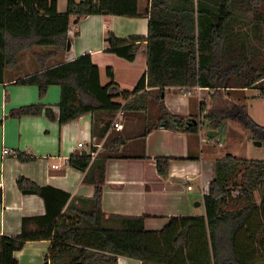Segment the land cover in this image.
I'll use <instances>...</instances> for the list:
<instances>
[{"label": "trees", "instance_id": "1", "mask_svg": "<svg viewBox=\"0 0 264 264\" xmlns=\"http://www.w3.org/2000/svg\"><path fill=\"white\" fill-rule=\"evenodd\" d=\"M89 16L141 18L142 14L139 0H67L65 12L58 11V0H0V84L23 55H32L40 71L15 83L36 86L41 98L51 86L60 87L59 124L91 115L92 137L97 140L108 135L121 111L133 110L130 96L146 93L147 88L164 93L166 88L200 87L203 93H210L211 107L205 120L213 128L233 121L252 140L264 142V127L249 116L246 105L234 103L230 93H225L245 89L264 92V0H152L145 14L149 19L147 37L117 39L109 34L108 52L128 62L135 61L146 42L147 73L132 93H117L111 67L106 69L110 82L102 85L99 67L88 54L49 67L46 63L53 54L37 51L53 48L55 55L66 52L73 19ZM43 112L55 118L51 109L42 105L14 109L9 116L22 118ZM192 120L196 121L176 117L162 105L157 122L143 137L158 128L198 134V124L188 125ZM106 148L94 160L99 162L98 174L92 181L94 197L83 199L90 205L87 210L74 209L68 193L40 187L25 177L17 179L21 193L42 197L48 212L44 217L25 219L21 235L0 236V264H19L14 253L29 241L41 240L52 244L44 264H118L121 256L142 264H264V161L237 159L231 154L220 157L204 196V215L170 217L161 231H148L146 216H106L102 211L106 162L120 158L117 149ZM95 151L93 147L91 152ZM18 158L35 160L22 154ZM170 160L155 159L161 175L167 174ZM95 162L91 154H85L72 156L68 164L85 173ZM238 171L243 174L242 183L232 189L229 183ZM256 189L261 190L259 202L254 199ZM56 193L63 200L54 210ZM240 198L244 199L241 208L225 209ZM2 202L0 189V205ZM67 204L68 211L62 213ZM29 222H35L38 229L29 232Z\"/></svg>", "mask_w": 264, "mask_h": 264}, {"label": "crops", "instance_id": "2", "mask_svg": "<svg viewBox=\"0 0 264 264\" xmlns=\"http://www.w3.org/2000/svg\"><path fill=\"white\" fill-rule=\"evenodd\" d=\"M151 2L152 0H139L141 18L89 16L81 20L73 19L69 33L71 49L55 55L53 48H43L53 54L47 61V66L54 67L88 54L99 67L102 85L110 82L106 69L111 67L119 88L117 93L122 92L121 85L126 82L136 87L147 73L144 50L146 42L135 61L128 62L108 52L109 34H113L117 39L147 37L149 19L145 14L150 11ZM65 7L67 9V0ZM58 11L63 12L60 9V0ZM22 63L23 60H19L14 67L8 69L5 83L0 84V189L3 192V202L0 205V236H19L23 232L25 219L44 217L48 212L42 197L21 193L17 186V179L20 177H25L40 187H51L70 194L69 204L72 203L74 209L82 211L89 209L90 205L83 199L94 197L95 187L92 181L97 178L96 167L99 164L98 160L96 162L94 160L98 158V154L105 151V146L107 150L117 149V157H120L108 159L105 165L101 208L106 216L111 214L146 216V230L159 231L163 226L155 223V220L159 218L169 220L170 217L187 215L192 212L194 201H196L194 208L203 210V213L197 216L204 215L203 200L208 190H205L208 183L205 180L209 177V172L210 182L215 176V165L214 169L210 167L207 170L202 164L204 160L202 153L206 147L201 112L203 107L207 111L211 107L210 93L206 94L201 90L199 99L194 92L191 96L184 95L183 90L186 88H166L164 93L147 88L146 93L143 91L129 98V101H136L133 109H145L148 114L153 111L155 118L153 124L161 114L162 105L169 113L185 121L196 119V124L199 125L198 134L158 128L146 137L140 134L129 136L125 114L121 111L118 115L121 130L117 131L111 126L108 135L103 140H97L92 137L91 115H85L68 124H59L60 87L51 86L41 98L36 86L15 83L18 79L40 71L39 64L34 61L36 70L23 73L25 70ZM205 94L207 99L204 97ZM203 102H206V106L202 105ZM31 105H42L45 109H51L55 118H49L45 112L38 116L22 118L9 116L12 110ZM135 125L139 130L138 122H135ZM150 127L145 125V131ZM92 143L102 144L97 157H92L95 165L85 173L71 167L68 161L72 156L92 154ZM79 144H83V147H79ZM5 149L14 151L17 157H5L3 155ZM21 154L35 160L23 162L18 158ZM144 155L146 158H143ZM159 156L171 159L167 176L161 175L157 170L154 159ZM143 159H149L151 162L146 161L149 162L147 165H144L145 163L140 165L138 162L144 161ZM197 160L200 161V165ZM178 176L182 178H177ZM196 182L200 183L201 195L198 201L194 199ZM54 197L56 200L53 209L57 210L63 197L60 193H56ZM69 204L62 213L68 211ZM37 229L35 222L28 223L29 232ZM51 245V241L48 240L29 241L21 250L16 251L14 256L19 264H44ZM118 264L142 263L121 256Z\"/></svg>", "mask_w": 264, "mask_h": 264}, {"label": "rangeland", "instance_id": "3", "mask_svg": "<svg viewBox=\"0 0 264 264\" xmlns=\"http://www.w3.org/2000/svg\"><path fill=\"white\" fill-rule=\"evenodd\" d=\"M81 1V0H76ZM66 0H60V9L65 12L66 11ZM38 52L41 53H48V50H45L43 48H38ZM21 60H23L22 67L25 71L23 73H29L34 70H36V66L34 65V61H36L32 55L25 54L22 56ZM124 63V62H123ZM127 65V64H126ZM121 71V69H119ZM104 72V71H103ZM22 74V73H20ZM108 77V76H107ZM105 79V77H103ZM135 89L134 85L130 83H123L121 85L122 91H127L132 93ZM225 93H231L230 99L237 104H244L247 107V111L249 116L259 125L264 127V92L259 89H245V90H238V91H230ZM118 101L122 102L123 104H126V101L123 100V98H119ZM132 104H136V101H133ZM162 107V106H161ZM151 111V110H150ZM149 111V112H150ZM145 109H133L131 112H124L125 114V120L127 125V131L130 134L129 136H133L135 134H140V136H143L145 134V125L152 126L155 118L153 117V111H151L148 114V111L146 112ZM208 114L207 109H204L201 112L202 120L204 121L203 127V139L205 141L204 146L205 151L202 153L203 156V162L204 165L203 168L206 166V169L209 170L210 167H213L216 163V160L222 156H225L227 154L233 155L237 159L247 160V161H264V142L258 141V140H252L250 135L247 133V131L237 124L236 122L227 121L224 127L219 128H213L206 120L205 117ZM200 115V114H198ZM117 117V116H116ZM115 117V118H116ZM115 118L113 122L115 121ZM135 122L139 124V130L136 129ZM216 131L218 136L213 139V141H210L207 137V134L209 131ZM199 138V136H197ZM255 142H260L261 146L255 145ZM157 143V142H156ZM215 146V148H214ZM215 151V153L213 152ZM120 152V151H119ZM161 157V156H159ZM156 157V158H159ZM144 161L138 162L140 165H143L142 163H145L144 165H147V163L151 162L149 159ZM155 160V159H154ZM149 161V162H146ZM200 165V161H196ZM156 163V161H155ZM171 161L168 165V171L169 173L170 167H171ZM149 165V164H148ZM166 174V176H167ZM242 173L239 171L235 173V175L231 178V181L229 183V186L237 187L235 184L240 185L242 183ZM185 176V175H184ZM177 178H182L181 176H178ZM192 178V176H191ZM211 179V172H209V177H206V184L205 190L208 189L209 183ZM199 185V186H198ZM199 187V188H198ZM233 189V188H232ZM234 191V190H233ZM200 183H195V192H194V199L198 201L200 198ZM233 195H237V192H233ZM261 196V190L256 189L254 192V199L259 202ZM195 202L193 203L192 207L193 210L191 213L187 215H179L183 217L188 216H197L203 213V210L201 208H194ZM244 199L240 198L237 199L236 202L232 205L225 206V209L227 210H235L238 208H241L243 206ZM155 223H158V225H162L161 231L167 224L166 218H159L155 220ZM165 223V225H163Z\"/></svg>", "mask_w": 264, "mask_h": 264}, {"label": "built area", "instance_id": "4", "mask_svg": "<svg viewBox=\"0 0 264 264\" xmlns=\"http://www.w3.org/2000/svg\"><path fill=\"white\" fill-rule=\"evenodd\" d=\"M201 88L200 87H194V88H192V89H184L183 90V93H184V95H187V96H191L192 94H193V92L194 93H196V95H197V97L200 99V93H201ZM119 115V114H118ZM118 115H117V117L115 118V121L113 122V125H112V127H113V129H115V130H117V131H120L121 130V128H122V126H121V124H120V121H119V118H118ZM92 146L94 147V148H96V151L95 152H92V154H91V156L93 157V158H95V157H97V154L99 153V151H100V149H101V147H102V144H100V143H92ZM79 147H83V144H79ZM3 155L5 156V157H17V154L14 152V151H11L10 149H5L4 151H3ZM56 168H59V167H56Z\"/></svg>", "mask_w": 264, "mask_h": 264}, {"label": "water", "instance_id": "5", "mask_svg": "<svg viewBox=\"0 0 264 264\" xmlns=\"http://www.w3.org/2000/svg\"><path fill=\"white\" fill-rule=\"evenodd\" d=\"M76 22H78V21H76ZM110 41V40H109ZM71 49V40H69L68 41V46H67V50L69 51ZM196 123V121L194 120H192V121H190L189 123H188V125L190 124V125H193V124H195ZM207 137L209 138V139H214V138H216L217 137V132L216 131H209L208 132V134H207ZM255 145H258V146H261V143L260 142H255ZM85 155V154H84ZM198 206H200V203H198ZM77 264H81V263H77Z\"/></svg>", "mask_w": 264, "mask_h": 264}]
</instances>
